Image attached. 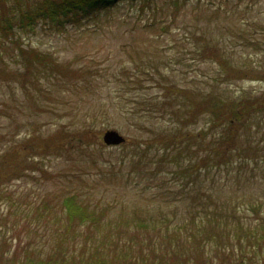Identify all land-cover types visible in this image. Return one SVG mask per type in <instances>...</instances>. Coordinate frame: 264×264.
Segmentation results:
<instances>
[{"label":"rangeland","instance_id":"rangeland-1","mask_svg":"<svg viewBox=\"0 0 264 264\" xmlns=\"http://www.w3.org/2000/svg\"><path fill=\"white\" fill-rule=\"evenodd\" d=\"M216 6L222 7L219 15L214 14ZM150 19L152 22L147 24ZM97 21H85L79 27H70L66 33L38 29L28 37L32 47L54 56L63 67L68 66L69 71L75 72L67 76L58 74L50 81L45 76L50 77L53 70L47 69L39 76L40 92L35 89L25 92L27 81L35 79L30 76L35 65L27 67L28 62L21 59L23 63L20 61L19 67L13 62L14 56L8 55L0 63V170L6 175L0 179V187L13 198L0 203V215L12 213L13 203L23 214V218H7L18 227L5 233L14 251H6V248L0 254V264L7 261L25 264L20 262V257L32 246L38 252L44 246H52L56 237L47 233L44 238V227L56 224L53 217L57 213L53 211L45 219L51 222L43 225L42 220L35 218H44L41 207L45 203L59 211L61 198L72 193L91 207L103 209L109 205L111 209L105 210L112 218L135 208L162 219L159 211L175 200L173 214L177 220H182L195 210L190 196L197 193L203 198L202 193L209 192L213 201H224L226 206L230 205L229 198L242 221H258L251 205L264 203V113L255 111L248 116V122L239 124V141L230 153L229 168L218 169L211 164L209 173L200 172L203 182L196 190L188 193L178 190L183 176L175 170V165L159 163L157 148L145 149L149 146L147 139L171 124L168 119L165 122L158 114L147 112L150 98L155 100L160 88L140 68V63L155 64L152 67L161 70L166 80H175L180 85L190 83L201 94L206 90L216 91L213 76L217 65L195 58L199 42H217L225 48L224 56L240 64L241 59L251 56L255 49L248 46L250 34L255 38L259 36L253 28L264 31V0H188L187 4L160 0L158 8L144 10L131 1H123L113 18L101 17ZM29 57L26 56V60ZM151 58L156 61H149ZM262 60L264 58L257 54L255 61ZM144 67L149 73V67ZM19 74L20 79L16 81ZM155 77L159 78V74ZM70 80L73 84L66 86ZM218 87L225 90V99L230 101L241 95L246 99L264 97L262 80L235 79ZM201 97L198 94V98ZM206 116L208 113L190 127L193 133L208 127ZM83 126H90L95 139L82 144L81 148L74 144L67 148L74 137L77 142V135L84 139L83 132L79 133ZM109 129L124 135L128 139L125 145L103 144V135ZM215 135L216 129L208 131L206 138L193 145L197 147L196 160L216 162L210 150ZM137 141L142 142L140 147L135 144ZM19 146L18 173L10 174L16 161L3 165V160L11 161L8 157ZM249 146L253 150H249ZM208 155L209 159L202 162ZM240 161L242 165H238ZM152 168L166 172L153 175ZM164 211L177 221L170 210ZM76 230L80 237L74 238L73 232L65 236L76 249L79 245L97 246V241L84 239L81 227ZM104 235L111 238L114 234ZM211 256L222 260L215 264H224L228 259L213 251Z\"/></svg>","mask_w":264,"mask_h":264},{"label":"trees","instance_id":"trees-1","mask_svg":"<svg viewBox=\"0 0 264 264\" xmlns=\"http://www.w3.org/2000/svg\"><path fill=\"white\" fill-rule=\"evenodd\" d=\"M123 1L137 4L140 10L156 9L160 2V0H0V63L8 55L14 56L13 62L19 67L20 61L23 63V60L28 62L27 67L35 65L34 70L30 72V76L35 79L27 81L25 92L28 93L32 89L40 92L42 88L39 76L46 73L47 69L53 70L49 73L50 77L45 76L50 81H54L58 74L67 76L75 72L69 71L68 66L63 67L52 54L54 59L46 55L45 51L32 47L28 37L34 35L38 29L66 33L70 27H79L85 21L98 22L97 20L101 17L111 19L114 17V11ZM171 1L174 4H187L188 0ZM221 8L216 6L214 14L219 15ZM152 20L150 19L147 24H150ZM241 21L240 19L239 22ZM253 29L259 36L255 38L250 34L248 46L255 49L251 56H244L240 64H235L228 56H224L225 48L217 42L213 44L203 39L204 42H199L201 45L197 49L195 58L203 63L211 62L217 65L213 76L216 91L206 90L204 94H201L190 83L180 85L175 80H166V77L161 75V70L159 72L152 67L155 64L149 66L140 63V68L149 74L153 84L160 88L155 96L156 99L150 98L147 112L158 114L162 121L166 122L168 119L171 124V127H163L155 136L147 139L149 146L145 149L157 148L160 153L159 163L167 162L175 165V170L183 176L178 184L180 186L178 190L187 193L196 190L203 182L200 172L209 173L211 164L218 166V169L229 168L230 153L235 150L239 141V124L242 126L248 122L250 119L248 116L255 111L264 113V97L257 95L246 99L245 95H241L232 97L230 101L225 99V90H220L218 87L221 83L235 79L250 78L264 82V60L255 61L257 54L264 58V38L261 39L264 37V31L258 28ZM247 32H251L250 28ZM195 43L196 41L194 45ZM212 47L217 49L211 51ZM26 56L30 57L26 60ZM32 59L34 62L31 61ZM149 61L156 60L151 58ZM144 66L149 67V73ZM155 74H159V78L155 77ZM80 75L83 74H77V76ZM77 76L74 79H77ZM19 79L20 74L17 75L16 81ZM89 80L90 78L88 84ZM69 84H73V80L65 85ZM198 94L202 95L201 99L198 98ZM33 103L36 106L39 105L34 101ZM206 113H208L206 116L208 127L202 132L198 131L199 134L193 133L190 127L197 124L200 116ZM213 129H216V135L211 142L210 150L213 151L216 162L201 163L195 158L197 147L193 145H198V141L206 138L207 132ZM80 132H83L84 139L77 135V142L75 143L74 137L71 143L66 145L67 148L70 149L72 144L76 148H81L82 144L91 142L92 138L95 139L90 126H83ZM127 141L128 139L121 145H125ZM135 144L140 147L142 142L137 141ZM248 148L253 150V147ZM239 156L242 155L239 154ZM8 159L12 160H3V165H11V162L16 161V166L10 174L18 173L20 146ZM208 159L209 155L202 162ZM243 161L248 165L245 159ZM242 164L240 161L238 165ZM152 172L153 175H158L166 171L152 168ZM3 174L5 172L0 170V179L6 176ZM202 195L203 198L197 193L190 196V202L195 210L182 220H177L173 214L176 209L177 201L175 200L164 205L163 210L159 211L162 219H157V216L148 211L135 208L119 217L112 218L105 210L111 209L109 205L104 206L103 209L91 207L76 193L65 195L61 198L59 211L50 209V206L45 203L41 207L44 218H35L42 220L41 225H43L51 222L45 219L50 217L53 211L57 213V216L53 217L56 224L44 227V238L47 233L53 234L56 237L55 243L39 250L45 257H40L41 254L32 246V249L25 251L20 257V262L25 264H215L216 261L221 262L222 260L212 258L213 251L215 254L220 253L222 256L225 255L224 258H228L224 264H264V203L251 205L253 214H257L258 221L247 223L238 217V211L232 206L233 202L229 198L227 203L229 202L230 205L226 206L224 201H213L209 192ZM11 199H13L12 196L0 187V203ZM12 208L14 209L12 213L0 215V227L2 226L0 254L6 248V251H14L10 248L13 243L7 241L5 233L9 229L16 230L18 225L15 222H8V216L23 218L20 207L14 206L13 203ZM164 210H170V214L177 221L174 222ZM77 227L82 228L84 239L97 241V246L87 248L79 245L76 249L72 242L66 241L65 236L70 232H73L74 238L80 237ZM104 233L114 235L108 238ZM122 236L125 240H122ZM20 246L23 245L20 243Z\"/></svg>","mask_w":264,"mask_h":264},{"label":"water","instance_id":"water-1","mask_svg":"<svg viewBox=\"0 0 264 264\" xmlns=\"http://www.w3.org/2000/svg\"><path fill=\"white\" fill-rule=\"evenodd\" d=\"M102 141L106 145H119L125 142V137L119 131L109 129L104 133Z\"/></svg>","mask_w":264,"mask_h":264}]
</instances>
